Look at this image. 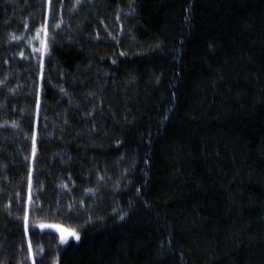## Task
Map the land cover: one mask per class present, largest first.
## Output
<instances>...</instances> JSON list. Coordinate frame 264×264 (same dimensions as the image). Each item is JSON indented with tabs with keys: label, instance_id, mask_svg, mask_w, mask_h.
Segmentation results:
<instances>
[{
	"label": "trees",
	"instance_id": "16d2710c",
	"mask_svg": "<svg viewBox=\"0 0 264 264\" xmlns=\"http://www.w3.org/2000/svg\"><path fill=\"white\" fill-rule=\"evenodd\" d=\"M0 264H264V0H0Z\"/></svg>",
	"mask_w": 264,
	"mask_h": 264
},
{
	"label": "rangeland",
	"instance_id": "374dc122",
	"mask_svg": "<svg viewBox=\"0 0 264 264\" xmlns=\"http://www.w3.org/2000/svg\"><path fill=\"white\" fill-rule=\"evenodd\" d=\"M41 225H52L53 227L43 228V227H41ZM38 227L41 230H52V231L56 232L60 236V238H61L62 233L63 234H67L66 230H75L79 234V237H80V231L79 230L70 228V227H68L66 225H63V224H58V223H41V224L38 225ZM70 239H74V238H71L70 237L68 240H70Z\"/></svg>",
	"mask_w": 264,
	"mask_h": 264
},
{
	"label": "snow or ice",
	"instance_id": "6c2138e0",
	"mask_svg": "<svg viewBox=\"0 0 264 264\" xmlns=\"http://www.w3.org/2000/svg\"><path fill=\"white\" fill-rule=\"evenodd\" d=\"M39 51V50H37ZM41 227L43 228H50V227H53L52 225H41ZM67 234H63L61 235V242H67V240L71 237V238H74L76 240H78L80 237H79V234L75 231V230H66Z\"/></svg>",
	"mask_w": 264,
	"mask_h": 264
}]
</instances>
